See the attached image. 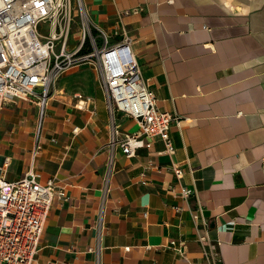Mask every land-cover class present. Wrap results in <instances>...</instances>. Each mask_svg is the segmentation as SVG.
<instances>
[{"label":"crops","instance_id":"1","mask_svg":"<svg viewBox=\"0 0 264 264\" xmlns=\"http://www.w3.org/2000/svg\"><path fill=\"white\" fill-rule=\"evenodd\" d=\"M83 2L99 26L121 27L110 42L130 38L156 105L180 118L170 127L176 149L159 153L154 140L126 155L115 146L104 192L110 115L95 70L63 73L42 115L36 99L3 105L0 175L12 181L33 169L67 193L50 207L38 262L95 264L88 247H98L99 264H211L197 240L206 229L219 241L217 264H264V0ZM116 115L119 135L137 129ZM171 162L183 169L178 180L165 167ZM182 185L193 190L188 198L177 194ZM199 208L206 225L197 227Z\"/></svg>","mask_w":264,"mask_h":264},{"label":"built area","instance_id":"2","mask_svg":"<svg viewBox=\"0 0 264 264\" xmlns=\"http://www.w3.org/2000/svg\"><path fill=\"white\" fill-rule=\"evenodd\" d=\"M140 9L132 7L124 12ZM74 31L77 35L71 38ZM119 34V25L106 29L93 21L83 0H0V108L14 100L30 98L41 103L42 115L50 89L63 73L80 65L95 70L110 115L104 192L114 170L115 146L132 155L138 148L151 147L154 140H159L163 144L159 153H173L176 148L170 127L180 119L177 113L156 105L152 89L140 75L130 38L122 34L121 39L110 42L111 36ZM76 98V106L83 104L82 94H76ZM116 113L135 119L137 129L119 135ZM40 126L39 122L34 150L41 147ZM3 164L4 160L0 171ZM165 167L176 180L182 177L183 169L177 162ZM192 193L185 185L177 191L182 198ZM66 198L65 186L54 176L42 181L40 173L33 169L12 181L0 175V264H47L36 258L45 221L53 201ZM192 217L195 226L206 225L200 208L193 211ZM197 240L205 259L217 264L219 241L211 240L206 229L198 233ZM169 244L181 251V242L171 239ZM88 250L95 253V264H99V248Z\"/></svg>","mask_w":264,"mask_h":264},{"label":"rangeland","instance_id":"3","mask_svg":"<svg viewBox=\"0 0 264 264\" xmlns=\"http://www.w3.org/2000/svg\"><path fill=\"white\" fill-rule=\"evenodd\" d=\"M76 35H77V31H74V32H71L70 37L74 38ZM84 66H86V65H84Z\"/></svg>","mask_w":264,"mask_h":264}]
</instances>
